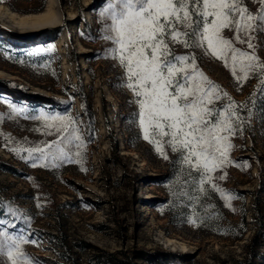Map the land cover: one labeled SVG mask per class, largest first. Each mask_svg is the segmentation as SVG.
Here are the masks:
<instances>
[{
    "label": "rangeland",
    "instance_id": "obj_1",
    "mask_svg": "<svg viewBox=\"0 0 264 264\" xmlns=\"http://www.w3.org/2000/svg\"><path fill=\"white\" fill-rule=\"evenodd\" d=\"M49 1L0 0V231L23 237L33 264H105L108 254L126 264H264L261 78L237 82L202 49L172 45L228 94L217 107L229 97L244 105L243 130L201 191L202 176L179 153L165 146L164 159L143 139L136 98L103 38L107 0H54L58 24L33 31L10 19L46 12ZM245 6L256 14L261 5ZM254 42L264 60V35ZM41 113L74 117L82 146L71 161L26 151L58 138L31 118ZM0 264L11 262L0 255Z\"/></svg>",
    "mask_w": 264,
    "mask_h": 264
},
{
    "label": "snow or ice",
    "instance_id": "obj_2",
    "mask_svg": "<svg viewBox=\"0 0 264 264\" xmlns=\"http://www.w3.org/2000/svg\"><path fill=\"white\" fill-rule=\"evenodd\" d=\"M259 2L260 10L253 14L245 0H107L100 13L106 21L103 38L115 45L113 58L124 69L123 86L136 98L143 139L164 159L165 146L179 153L182 162L202 176L201 191L203 177L211 183L209 174L227 160L230 137L243 130L239 109L244 105L229 97L227 105L217 107L228 94L198 69L194 55H177L172 45L202 49L222 61L237 82L258 75L264 85V60L254 42L257 34L264 35V0ZM224 30L233 36L225 37ZM9 107L14 115L23 114V109ZM31 118L54 128L58 138L26 149L30 157L38 153L37 160L71 161L72 148L82 146L74 117L41 113ZM26 242L0 231V255L11 264H33L22 248Z\"/></svg>",
    "mask_w": 264,
    "mask_h": 264
},
{
    "label": "bare ground",
    "instance_id": "obj_3",
    "mask_svg": "<svg viewBox=\"0 0 264 264\" xmlns=\"http://www.w3.org/2000/svg\"><path fill=\"white\" fill-rule=\"evenodd\" d=\"M54 6V0H50L46 12H43L39 15H26L18 16L14 13L10 14L11 20H19L20 25L18 28L25 31L38 30L43 27L52 26L58 24V19L56 13L52 10Z\"/></svg>",
    "mask_w": 264,
    "mask_h": 264
},
{
    "label": "trees",
    "instance_id": "obj_4",
    "mask_svg": "<svg viewBox=\"0 0 264 264\" xmlns=\"http://www.w3.org/2000/svg\"><path fill=\"white\" fill-rule=\"evenodd\" d=\"M2 209H3V212L7 213L8 210L6 207L3 206ZM52 237H56V236H54V234H53ZM63 255H66V254H63ZM100 259L105 264H126L127 263V261H125V260L115 258L112 254H108V256L103 255Z\"/></svg>",
    "mask_w": 264,
    "mask_h": 264
}]
</instances>
